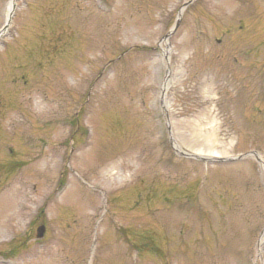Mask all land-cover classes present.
Listing matches in <instances>:
<instances>
[{
	"label": "rangeland",
	"instance_id": "rangeland-1",
	"mask_svg": "<svg viewBox=\"0 0 264 264\" xmlns=\"http://www.w3.org/2000/svg\"><path fill=\"white\" fill-rule=\"evenodd\" d=\"M251 151L264 0H14L0 264H264V168L213 159Z\"/></svg>",
	"mask_w": 264,
	"mask_h": 264
},
{
	"label": "water",
	"instance_id": "water-1",
	"mask_svg": "<svg viewBox=\"0 0 264 264\" xmlns=\"http://www.w3.org/2000/svg\"><path fill=\"white\" fill-rule=\"evenodd\" d=\"M185 6V5H184ZM14 8V4L12 5V9L13 10ZM12 13V12H11ZM181 13H182V8H180V10L178 11L177 13V17L175 19V22L173 24V27L172 29L164 36V40H168V38L170 37V35L175 31V29L177 28V26L179 25V22H180V18H181ZM7 26V25H6ZM6 26L3 27V30L6 29ZM1 33V32H0ZM167 76V75H166ZM163 95H164V91L163 89L161 90V97L163 98ZM161 104H162V108L164 109V103L163 101H161ZM170 142L172 144V147L175 149V151L177 153H179L180 155H185L187 157H191V158H194V159H203L202 157L198 156V155H189V154H185L183 152H181L177 145H175L174 141L172 140V138L170 137ZM249 156H252L254 157L261 165L262 167L264 168V161H261L260 158H259V155L256 151H251V152H248V153H245L241 156H238V157H235V158H213L217 161H233V160H238V159H242V158H245V157H249ZM38 232L40 233V235L42 234L43 232V229L42 227H39L38 228Z\"/></svg>",
	"mask_w": 264,
	"mask_h": 264
},
{
	"label": "bare ground",
	"instance_id": "bare-ground-1",
	"mask_svg": "<svg viewBox=\"0 0 264 264\" xmlns=\"http://www.w3.org/2000/svg\"><path fill=\"white\" fill-rule=\"evenodd\" d=\"M11 5H12V0H10L6 6V9H5V14H4V18H5V21L7 20V18L9 17V13H10V10H11ZM162 88H163V91H164V94H165V91H166V88H167V83L166 81H164V84L162 83Z\"/></svg>",
	"mask_w": 264,
	"mask_h": 264
}]
</instances>
